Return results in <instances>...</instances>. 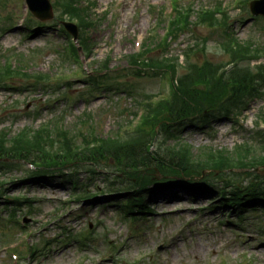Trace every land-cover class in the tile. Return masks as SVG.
<instances>
[{"label":"rangeland","instance_id":"rangeland-1","mask_svg":"<svg viewBox=\"0 0 264 264\" xmlns=\"http://www.w3.org/2000/svg\"><path fill=\"white\" fill-rule=\"evenodd\" d=\"M23 1L0 0V68L8 64L18 67L19 59L25 66L23 72L0 74V135L8 140L23 130H28L29 138L36 131L48 130L57 146L55 134L63 129L79 146L82 139H90L83 137L89 128L102 136L115 131L131 134L137 122L133 112L141 109L138 103L152 107L170 95L171 77L165 69L144 68L138 74L129 55L139 50L143 38L140 46L153 34L163 37L172 13L171 1L176 8L191 6L189 28L168 40L167 46H155L146 57L160 63L167 58L179 66L191 47L189 63L225 64L231 53L222 44L232 35L240 43L250 40L264 49V17L250 14V0H123L120 5L115 0H77L79 7L87 8L93 24L82 33L88 48L80 46L73 61L65 49L67 34L59 30L71 21L60 13L55 0H49L52 18L29 21L41 23L32 34H26L25 23L18 22L25 13ZM215 7L221 12L215 14L214 24L197 17L199 11ZM162 9L165 15L160 13ZM78 35L80 39L81 33ZM262 54L242 64L261 66L260 77L264 78ZM178 68L182 74L184 69ZM88 76L101 83L90 85ZM262 112L264 91L232 119L222 117L203 126L186 124L181 139L194 150L231 149L251 141L248 132ZM255 143L260 152L263 142ZM11 167L0 169L1 192L10 198L32 199L30 213L21 204L14 214L18 222L25 218L21 225L30 230L16 249L22 256L18 264H264V212L260 209H246L238 219L237 210L224 209L217 200L210 207L214 193L191 196L179 184L159 185L147 193L151 212L129 221L118 207L128 195L127 182L119 185L118 180L109 186L107 179L89 178L80 169L81 184L73 190L59 178L46 183L19 181L34 170L30 163ZM73 193L101 197L84 203L73 201ZM0 202V264H9V252L1 247L15 241L21 231L13 218L6 219L13 206L5 208ZM67 237L72 238L64 240ZM30 244L39 248L34 258L25 250Z\"/></svg>","mask_w":264,"mask_h":264},{"label":"trees","instance_id":"trees-1","mask_svg":"<svg viewBox=\"0 0 264 264\" xmlns=\"http://www.w3.org/2000/svg\"><path fill=\"white\" fill-rule=\"evenodd\" d=\"M56 2L63 14L78 17L80 28H87V13L85 8L79 7L77 0ZM189 14L177 11L167 31V38L160 40L153 37L142 53L131 55L136 66L150 70L163 68L172 81L171 96L152 107L145 106V113L131 134L116 131L109 136H101L90 129L83 135L89 136L90 140L84 138V145L80 148L69 141L66 144V140L54 148L52 140L48 139L49 149L45 146L48 136H42L48 130L37 131L36 136L30 135V138L28 130H23L9 140L1 134L0 169L10 168L13 161L30 162L35 168L29 176H34L36 181L51 179L59 174L76 185L78 181L75 173L77 174L79 167L85 166L88 172L91 168L90 172L93 174H98L97 169L101 167L110 168L114 173L120 174L114 175L113 179L129 183V188L135 194L133 198H127L125 207H129L128 211L143 212L142 193L157 180L172 182L175 179H184L190 184L201 183L208 187L214 186V181H218L223 185L221 199L224 205L243 212L246 207L259 203L264 209V175L250 171L264 166V147L259 144H264V131L249 132L251 143L236 145L231 150L210 147L205 149L207 151L194 150L180 137L186 124L191 123L193 126L216 117L236 116L247 108L252 99L261 96L264 85V78L260 77L261 67L251 68L242 64L258 58L259 48L256 49L250 42L240 44L230 36L222 46L231 53L234 64L229 69L220 70L221 67L212 66L207 61L201 65L189 63L188 58L193 51L190 47L185 51V62L179 64L184 69L182 74L178 73L179 66L175 61L166 58L164 63H160L144 57L155 46H167L169 36L175 37L188 28L191 23ZM215 14V10L208 9L198 12L197 16L212 25L217 19ZM71 51L76 52V48L71 47ZM20 61L18 67L12 68L8 64L0 68V74L23 72L25 66ZM93 82L99 84L98 81ZM259 118L264 122V113ZM61 134L66 138L65 132ZM255 142H258L260 152ZM66 168L72 172L66 173ZM204 170L206 173L202 175ZM241 175L244 176L243 179L240 178ZM15 198L14 203L19 204V198ZM78 198L85 197L78 195Z\"/></svg>","mask_w":264,"mask_h":264},{"label":"water","instance_id":"water-1","mask_svg":"<svg viewBox=\"0 0 264 264\" xmlns=\"http://www.w3.org/2000/svg\"><path fill=\"white\" fill-rule=\"evenodd\" d=\"M32 12L40 19L51 17V6L48 0H28ZM250 10L253 14L264 15V0H254L250 3ZM66 27L76 36V31L70 29V25Z\"/></svg>","mask_w":264,"mask_h":264}]
</instances>
